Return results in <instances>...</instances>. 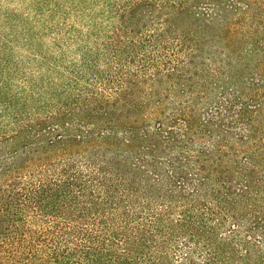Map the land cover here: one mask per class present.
Returning <instances> with one entry per match:
<instances>
[{
  "label": "trees",
  "instance_id": "1",
  "mask_svg": "<svg viewBox=\"0 0 264 264\" xmlns=\"http://www.w3.org/2000/svg\"><path fill=\"white\" fill-rule=\"evenodd\" d=\"M0 264H264V0H0Z\"/></svg>",
  "mask_w": 264,
  "mask_h": 264
}]
</instances>
